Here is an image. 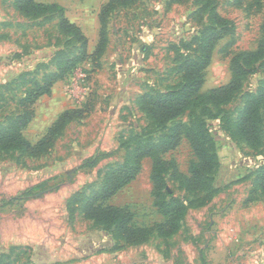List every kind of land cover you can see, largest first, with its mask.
<instances>
[{
	"label": "rangeland",
	"instance_id": "rangeland-1",
	"mask_svg": "<svg viewBox=\"0 0 264 264\" xmlns=\"http://www.w3.org/2000/svg\"><path fill=\"white\" fill-rule=\"evenodd\" d=\"M35 1L60 5L86 45L59 31L56 13L26 17L15 10V0H0V124L26 112L18 103L37 84L49 92L28 108L24 140L36 144L58 118L72 114L39 153L0 151V264H262L264 197L242 201L264 165V113L255 148L238 138L236 123L246 102L264 87V58L227 101L203 97L231 81L233 56L257 47L264 0H135L112 11L103 24L99 15L107 0ZM212 12L225 22L215 23ZM207 28L226 30L210 49L200 98L162 130L139 110L138 99L181 85V61L206 56ZM102 29L106 45L98 56ZM177 123L201 124L213 139L217 167L204 177L205 188L187 191L173 176L175 169L188 176L197 159L183 138L162 153L169 161L165 198L220 191L208 206L189 208L178 233L168 238L153 233L146 242L123 245L111 227L81 215V201L130 159L138 143L158 144ZM152 169L151 158L143 157L136 177L108 200L128 206L135 223L146 227L163 220L154 205Z\"/></svg>",
	"mask_w": 264,
	"mask_h": 264
},
{
	"label": "trees",
	"instance_id": "trees-1",
	"mask_svg": "<svg viewBox=\"0 0 264 264\" xmlns=\"http://www.w3.org/2000/svg\"><path fill=\"white\" fill-rule=\"evenodd\" d=\"M134 1L107 0L101 6L100 13L103 14L99 15L100 23H105L107 16L112 11L120 7L129 6ZM15 4V10L26 17L36 18L40 15H48L49 17L56 13L59 16V31L62 34L69 35L74 40H83L82 45L85 47L86 40L79 26L65 17L63 8L60 5L47 4L35 0H15ZM212 16L215 23L225 22V20L217 18L214 12H212ZM225 30L218 31L217 28L203 30V35L209 32L207 37L202 39L206 56L203 59L188 58L181 61L179 70L181 72V85L170 87L157 94L145 92L139 97V110L144 112L151 123L164 130L170 122L197 104L200 98L198 93L203 83L202 74L209 62L210 49L213 43L223 36ZM261 36L255 49L243 51L231 58L230 65L233 72L231 81L227 85L212 89L208 97L205 96L203 98L217 104L227 101L229 95L239 88L242 77L249 73L255 63L264 58V25L261 27ZM105 45V33L104 29H102L99 31V41L95 49V53H98V56L104 52ZM59 64L62 65L64 63L61 60ZM51 77L54 80L58 76L54 74ZM46 92H49V87L37 84V89L34 92L26 93L18 103V106L24 107L26 112L16 116L7 125L3 126L2 123L0 124V151L5 152L20 148L30 154H34L39 153L50 145L55 137L54 135L60 131L72 114L67 113L58 118L47 135L34 145L24 140L21 133V129L32 115V111L30 112L28 108L40 94ZM216 113L209 112V115L214 116ZM262 113H264V87L260 88L257 94L246 102L243 110L238 115L236 123V135L238 138L253 148L261 144L260 125L263 122ZM75 114H79V112ZM183 138L187 140L197 159L191 163L188 176L177 169L174 170L173 176L181 179L184 188L190 193L200 192L207 184V180L204 177L214 172L217 167V160L212 152L213 139L201 128V124L177 123L170 132L163 135L162 140L158 144L150 142L138 143L131 153L130 159L111 169L105 176L103 186L90 197H85L81 201L79 207L81 215L88 220H92L95 224L111 227L115 232V236L126 246L146 242L153 233L165 238L178 233L188 209L204 206L209 203L215 193L220 191V188H213L205 196H200L199 194L197 197L193 195L190 198L184 197V199L181 197L165 198L163 193L165 187L163 172L167 171L169 161L162 158V153L175 149ZM143 157H150L152 160L154 205L163 215V220L151 227L137 225L134 220L135 215L128 206H116L108 203V200L118 190L136 177ZM254 175L249 196L245 202L255 201L257 199L256 195L264 197V165L259 167L254 172ZM79 197L80 194H77L76 201L79 200Z\"/></svg>",
	"mask_w": 264,
	"mask_h": 264
},
{
	"label": "crops",
	"instance_id": "crops-1",
	"mask_svg": "<svg viewBox=\"0 0 264 264\" xmlns=\"http://www.w3.org/2000/svg\"><path fill=\"white\" fill-rule=\"evenodd\" d=\"M65 17H67V15H66V12H65ZM251 189V188H250ZM226 191V190H225ZM250 191V190H249ZM249 191H248V194H247V198H248V196H249ZM215 197H213L212 199H211V201H209V203H207L206 205H205V207L206 206H208L211 202H212V200L214 199ZM247 198H244V200L242 201V203L243 202H245L246 201V199ZM253 204H255V202H253ZM194 210V209H193ZM217 216V215H216ZM214 214L212 215V220H211V223L213 224V223H216V221H217V217H216ZM212 227H213V225H212ZM262 264H264V260H263V263Z\"/></svg>",
	"mask_w": 264,
	"mask_h": 264
}]
</instances>
